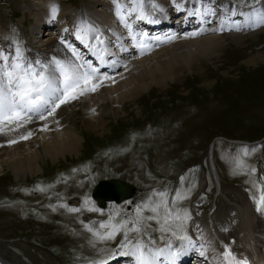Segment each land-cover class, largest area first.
<instances>
[{"label": "rangeland", "instance_id": "obj_1", "mask_svg": "<svg viewBox=\"0 0 264 264\" xmlns=\"http://www.w3.org/2000/svg\"><path fill=\"white\" fill-rule=\"evenodd\" d=\"M45 1L0 0V52L16 48L32 51L37 46L35 26ZM126 1L132 5L134 0ZM229 1L238 2L244 9L253 7L245 0ZM51 2L66 13L63 39L77 46V36L81 37L84 27H76L71 13L81 15L92 6L100 8L99 3ZM142 9L147 8L139 6L144 16L148 12L142 14ZM123 13L121 9L115 11V22L108 24L102 19L94 21L106 24L109 34L120 30L132 33L134 25L127 12ZM55 28L51 36L47 30L40 32L44 39H54L48 49L63 43ZM229 32L220 33L225 35L221 51L218 48L212 57L197 61L212 82L210 86H203L199 72L188 68H177L175 81L147 77L150 87L141 90L136 100L109 104L126 109L124 121L104 113L106 109L100 106L93 110L111 119L109 134L103 138L86 132L80 157L62 160L58 165L45 164V173L28 176L25 181H15L7 169L3 171L7 175L0 178V255L12 264H96L119 257L136 244L163 247L171 241L183 243L193 236L201 237L208 223H218L220 231L229 234L242 214L257 211L258 206L263 208L264 204L258 202L264 196V62L259 60L251 66L243 62L248 56L264 53V30L252 34L242 26L236 33L232 31L240 35L229 36ZM93 83L100 88L106 81L96 78ZM79 98L74 101L79 102ZM142 108L141 117L137 112ZM29 117L0 125L17 124L14 131L22 130V134L16 140H30L37 129H25L36 118ZM75 118L79 130L87 131L82 120L88 115ZM211 142L219 189L208 159ZM115 178L130 183L133 194L120 202L106 201L104 208H99L92 196L93 187L101 180ZM178 191L181 198L174 199ZM160 192L167 196L154 195ZM165 199L172 214L167 223ZM145 204L149 207H143ZM155 204L161 205L158 213L151 211ZM70 208L78 211L71 212ZM149 216L155 219L149 220ZM101 224L106 227L101 228ZM108 233H113L112 239H101ZM125 233L131 243L119 248Z\"/></svg>", "mask_w": 264, "mask_h": 264}, {"label": "bare ground", "instance_id": "obj_2", "mask_svg": "<svg viewBox=\"0 0 264 264\" xmlns=\"http://www.w3.org/2000/svg\"><path fill=\"white\" fill-rule=\"evenodd\" d=\"M94 1L99 3L100 8L92 6V9L81 15L71 13L73 19H76V27H84L82 39L78 41L77 46L71 45L72 48H69L68 39H63L67 31L64 27L66 13L62 7L46 0L44 6L42 4L43 7L39 8V15L37 14V46L32 51L19 49L24 62L32 63L37 69L40 64L54 67L53 61L57 59L66 64H84L81 71L90 73L88 65H91L97 69L96 74L101 73L99 77L104 79L106 84L95 91H85L80 95L79 102L71 100L61 105L53 115L46 114L43 119H31V124L25 129L35 128L37 134L30 140H16L22 134V130L14 131L17 124L0 125V178L8 174L12 175L15 181H25L28 176H39L45 169V164L58 165L62 160L80 157L87 139L86 132L103 138L109 134L107 131L111 119L93 110L100 106L106 109L104 113H111L117 121H124L126 109L123 111L124 108L111 107L109 104L136 100L141 90L150 87L152 78L161 76L160 78L175 81L178 78L177 71L179 72L177 68H188L199 72L201 78L203 77V86H210L212 82H209V77L205 70L198 66L197 61L204 56L212 57L218 52L225 37L220 35L221 26L227 32L231 31L229 36L240 35L233 32L236 33L242 24H246L252 34L264 30V26L257 23L260 16L264 15V3L248 9L250 11H243L227 0H134L132 5H128L126 0ZM139 6L149 9L148 13L142 9V14L143 11L147 14L140 15ZM119 9L124 11V15L127 12L126 16L134 25L132 33H128V30L106 33L105 25L115 22L112 14ZM94 19H102L106 24L101 22L104 25L102 27L101 23L96 24ZM55 26V30H58L55 34L62 38L63 43L54 47L55 49H48L54 39H44L45 35L40 36V32L47 30V35L51 36ZM163 34L166 36L162 37ZM97 36L103 40L102 44L96 39ZM145 46L147 49L141 52V48ZM73 48L80 59L77 60L73 55ZM16 49L3 53L14 55ZM259 60L264 62V53L248 56L243 63L248 66L257 65ZM118 69L120 75L111 74ZM117 76L118 81H113ZM147 77L151 78L150 82H146ZM52 78L60 86L59 73L53 72ZM95 80L96 77L93 76L90 84H82L80 90L91 87ZM77 106L80 109H75ZM108 107L111 109L108 110ZM83 113L88 115V118L82 120L87 131H80L77 127L75 117L82 116ZM137 113L142 117L143 108ZM67 121L70 123H66ZM111 133L110 131V135ZM213 151L214 146L212 159ZM6 169L8 173L3 174ZM240 219L238 226L229 234L221 232L218 223H208V228L204 229L203 234L201 231V237L197 235L198 237L194 236L183 243L168 242L163 247L140 245V249L148 264H176L174 261L179 264L188 259H192V264H235L236 260L242 259H250L251 264H264V211H246ZM203 227L205 228V225ZM226 245L232 254L227 258L223 255ZM125 257L128 260L121 261L122 264H136L135 257ZM173 257H176L175 260ZM118 263L119 261L116 264ZM0 264L12 263L0 255Z\"/></svg>", "mask_w": 264, "mask_h": 264}, {"label": "snow or ice", "instance_id": "obj_3", "mask_svg": "<svg viewBox=\"0 0 264 264\" xmlns=\"http://www.w3.org/2000/svg\"><path fill=\"white\" fill-rule=\"evenodd\" d=\"M250 6L255 5V3H264V0H245ZM213 14H215L213 12ZM53 18H55V10L53 11ZM143 18V17H141ZM259 25H264V15L260 16L257 22ZM221 31H223V26H221ZM195 35V33H193ZM77 39H82V37L77 36ZM100 43L103 40L99 36L96 37ZM69 48L72 46L69 44ZM73 55L80 59L79 54L73 48ZM39 64V61L36 62ZM54 67L49 65L40 64L39 69L32 63H25L21 55L20 49L17 48L14 55H6L0 52V119L8 120H22L27 113H42L46 111L47 115H53L57 108L61 105L69 103L71 100L77 99L79 95L84 94L85 91H95L97 84H92L91 87H85L82 90L81 85H89L93 76L97 72V69L92 68L91 65L88 67L91 69V73L88 71H81L84 68V64L74 65L66 64L65 62L57 59L53 61ZM87 64V61H85ZM53 72L59 73L60 86H57L52 78ZM80 90V91H77ZM31 117H29L30 119ZM41 119L44 118V114H41ZM27 139V137H23ZM13 143L15 141H12ZM245 154H247V149H245ZM252 171H255L254 169ZM42 190V189H41ZM161 198L167 196V193L160 192L155 193ZM181 198V194L178 191L174 199ZM258 204H264V196L261 197ZM164 212H165V222L171 218V210L167 207V200H163ZM160 204H155L151 207L153 213H158ZM143 207L148 208L149 205L145 204ZM69 211L76 212L78 209L70 208ZM141 211L140 207L137 208V212ZM257 211H264V208L258 206ZM180 219L179 216L176 217ZM185 219L188 218L185 214ZM149 220L155 219L154 216H149ZM101 228L106 227V225L101 224ZM92 231V229H89ZM139 231V229H136ZM175 234V233H173ZM112 239L113 233L106 234V237H101V239ZM127 242V243H125ZM127 233L124 235V242H121L119 248H126L128 246ZM123 255L135 257L136 264H148L147 259L143 255L140 249V245L136 244L133 249L128 252L122 253ZM203 255V253H201ZM225 258L231 256V251L225 246V252L223 254ZM176 257H173L175 260ZM102 264H107L106 261ZM235 264H247L246 260H236Z\"/></svg>", "mask_w": 264, "mask_h": 264}, {"label": "water", "instance_id": "obj_4", "mask_svg": "<svg viewBox=\"0 0 264 264\" xmlns=\"http://www.w3.org/2000/svg\"><path fill=\"white\" fill-rule=\"evenodd\" d=\"M134 187L120 179H105L99 181L92 190V196L100 207L105 205V201L114 200L120 202L133 194Z\"/></svg>", "mask_w": 264, "mask_h": 264}]
</instances>
